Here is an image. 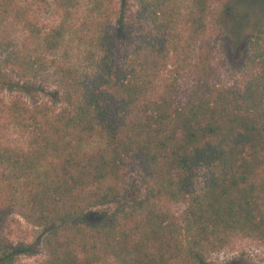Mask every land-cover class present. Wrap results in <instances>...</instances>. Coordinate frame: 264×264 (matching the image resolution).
<instances>
[{
  "label": "trees",
  "instance_id": "obj_1",
  "mask_svg": "<svg viewBox=\"0 0 264 264\" xmlns=\"http://www.w3.org/2000/svg\"><path fill=\"white\" fill-rule=\"evenodd\" d=\"M214 1L137 0L150 28L116 68L110 1L86 0L76 41L95 71L88 81L55 55L79 0H53L61 18L42 33L14 0H0V78L7 68L49 73L63 104L0 99V131L17 135L0 138V211L46 228L40 264H206L233 236L264 246V20L247 39L243 85L220 86L199 44ZM8 25L28 35L17 40ZM192 55L190 88L174 104ZM132 155L145 195L122 206L115 199ZM171 203L184 204L179 219ZM108 205L101 219L85 217ZM20 251L0 245V264Z\"/></svg>",
  "mask_w": 264,
  "mask_h": 264
},
{
  "label": "rangeland",
  "instance_id": "obj_2",
  "mask_svg": "<svg viewBox=\"0 0 264 264\" xmlns=\"http://www.w3.org/2000/svg\"><path fill=\"white\" fill-rule=\"evenodd\" d=\"M110 29L116 37L113 49V66L119 67L126 59L137 37L150 28L147 21L137 14V0H109ZM86 0H79V7L73 13L72 30L63 40L56 57L73 64L82 77H93L94 70L84 58L83 47L76 41L77 24L83 16L82 10ZM14 5L26 12L29 21L42 33L55 26L61 13L55 9L53 0H14ZM264 20V0H222L211 2L205 14V31L199 44L210 50L214 69L213 82L227 88H239L247 76L245 63L247 39ZM17 40L28 35L20 25H8ZM1 58V55H0ZM192 57L185 67H181L177 76L174 92V104L183 102L190 88L193 71ZM0 78V99L7 102L19 97L31 106L45 103L52 110L63 104L60 90L49 73L35 76L21 74L19 70L2 69ZM3 140H16L12 130L0 131ZM204 179V172L199 170L193 180L194 192H198ZM145 195L143 173L136 156L128 158L125 173L120 184V191L115 202L128 206ZM99 206L89 210L85 217L90 221L101 219L109 208ZM168 211L176 218L181 216L183 203L166 205ZM45 227H35L25 222L18 215L0 211V245L5 248L19 247L24 251L13 254L9 264H40L45 258L43 238ZM206 264H264V246L255 240L240 236L231 237L228 242L215 252L204 257ZM103 264H115L111 258Z\"/></svg>",
  "mask_w": 264,
  "mask_h": 264
}]
</instances>
